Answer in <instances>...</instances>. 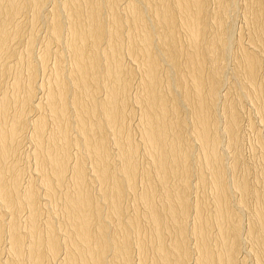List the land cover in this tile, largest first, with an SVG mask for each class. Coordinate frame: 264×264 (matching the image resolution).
<instances>
[{
	"label": "bare ground",
	"instance_id": "1",
	"mask_svg": "<svg viewBox=\"0 0 264 264\" xmlns=\"http://www.w3.org/2000/svg\"><path fill=\"white\" fill-rule=\"evenodd\" d=\"M0 264H264V0H0Z\"/></svg>",
	"mask_w": 264,
	"mask_h": 264
},
{
	"label": "rangeland",
	"instance_id": "2",
	"mask_svg": "<svg viewBox=\"0 0 264 264\" xmlns=\"http://www.w3.org/2000/svg\"><path fill=\"white\" fill-rule=\"evenodd\" d=\"M246 134H247V135H250L249 132L246 133ZM246 139H248V137H246ZM246 142H247V141H246ZM246 142H245L244 145H245L247 148L244 146V147H245V149H244V153H245V151H247V153H245L244 155L248 157V155L251 154V151H250V150H251V147H250V144H249L248 142H247V143H246ZM248 146H249L250 148H249ZM247 149L249 150L250 153H248V150H247ZM246 154H247V155H246Z\"/></svg>",
	"mask_w": 264,
	"mask_h": 264
}]
</instances>
